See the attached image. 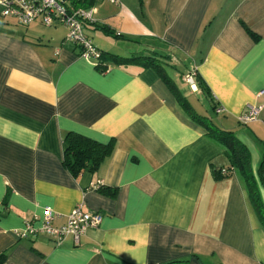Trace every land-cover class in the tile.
<instances>
[{
    "label": "crops",
    "instance_id": "0c3cea01",
    "mask_svg": "<svg viewBox=\"0 0 264 264\" xmlns=\"http://www.w3.org/2000/svg\"><path fill=\"white\" fill-rule=\"evenodd\" d=\"M91 11L93 22L119 34L99 29L108 37L92 36L99 50L130 56L142 45L171 48L166 71L178 90L197 112L234 130L257 168L264 152V0H100ZM41 26L0 16L4 264H264V228L241 178L213 177L212 167L226 166L227 158L159 75L109 62L100 71L63 41L64 26ZM94 29L88 24L85 34ZM191 70L223 112L216 115L201 91L183 83ZM246 103L261 110L242 125L237 116ZM67 132L112 139L113 151L97 170L74 176L63 164ZM102 186L115 195L102 194ZM78 204L101 221L77 243L14 235L44 206L61 225Z\"/></svg>",
    "mask_w": 264,
    "mask_h": 264
},
{
    "label": "trees",
    "instance_id": "16d2710c",
    "mask_svg": "<svg viewBox=\"0 0 264 264\" xmlns=\"http://www.w3.org/2000/svg\"><path fill=\"white\" fill-rule=\"evenodd\" d=\"M99 1L100 0H65V5L70 10L78 8L91 10ZM88 24L94 25L95 29L97 28L109 32L113 37L119 36V34L109 31L103 24L86 21L84 22V27ZM170 49L171 48L165 45H142L137 52L130 56H120L118 54L99 50L100 54L95 60V67L100 71H104L107 69L106 62H109L114 65L135 64L142 68L153 69L170 88L177 102L191 120L202 126L207 137L222 149V152L227 158V164L222 168L212 167L213 177L215 179H221L228 176L231 172H235L241 178L260 225L264 228V152L261 154V159L257 168L253 169L250 151L246 144L237 137L235 131L223 128L213 117L203 115L194 109L189 100L178 90L166 71L168 67H172V64H170ZM194 80L198 91H201L208 98L215 112L217 104L210 95L206 83L197 72H195ZM215 114L218 115L216 112ZM63 143V164L74 176L84 171L93 172L97 170L99 165L111 155L114 148L112 139L107 143H100L75 132H67L63 137ZM222 170H224L225 173H222ZM99 191L109 196H114L116 193L114 188L107 186H102ZM3 258L4 254H0V264H4ZM164 264H190V261L189 259H181Z\"/></svg>",
    "mask_w": 264,
    "mask_h": 264
},
{
    "label": "built area",
    "instance_id": "2783aa9c",
    "mask_svg": "<svg viewBox=\"0 0 264 264\" xmlns=\"http://www.w3.org/2000/svg\"><path fill=\"white\" fill-rule=\"evenodd\" d=\"M109 1L116 2V0ZM0 16L10 18L19 25H28L34 21H39L46 27L62 25L66 29L63 41L78 46L79 56L93 58L95 61L100 54L99 49L93 45L84 31V22L93 21L92 11L80 8L70 10L65 5V0H0ZM194 76L195 70L188 71L184 74L183 81L192 92H197ZM244 107V111L237 116V121L247 125L256 120L261 106L246 103ZM215 112L218 114L223 112L222 107L217 105ZM222 173L225 171L222 170ZM57 217L58 214L50 206H44L40 215L32 216L21 228L14 229V235L18 239L45 235L56 245L70 236L77 243L86 229L96 227L101 221V214L84 211L81 204L75 206L65 216L63 224L53 223Z\"/></svg>",
    "mask_w": 264,
    "mask_h": 264
},
{
    "label": "rangeland",
    "instance_id": "374dc122",
    "mask_svg": "<svg viewBox=\"0 0 264 264\" xmlns=\"http://www.w3.org/2000/svg\"><path fill=\"white\" fill-rule=\"evenodd\" d=\"M99 24V23H98ZM41 28H43L44 30H49L48 28L49 27H46V26H41ZM87 32H89V34H91L90 36H89V38H90V40H91V42H96V38L95 39H93L92 38V36L94 37V35L96 34V36H104L105 38H108L106 35H104L102 32L103 31H101V30H99V29H94V30H90V31H87ZM167 72H168V70H167ZM169 73H170V71H169ZM185 73V72H184ZM184 73L182 74V76H184ZM183 80V79H182ZM183 83L186 85V86H188L184 81H183ZM189 88V87H188ZM190 90V89H189ZM199 111H203L202 109L200 110V109H198ZM210 115L213 117V119L216 121V122H218V119L216 118V116H213L212 115V113L210 112ZM219 125V124H218Z\"/></svg>",
    "mask_w": 264,
    "mask_h": 264
}]
</instances>
